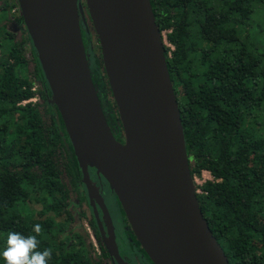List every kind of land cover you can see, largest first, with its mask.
Segmentation results:
<instances>
[{"label": "trees", "instance_id": "obj_1", "mask_svg": "<svg viewBox=\"0 0 264 264\" xmlns=\"http://www.w3.org/2000/svg\"><path fill=\"white\" fill-rule=\"evenodd\" d=\"M150 4L169 45L164 55L191 176H211L194 181L202 215L229 264H264V0ZM93 49V84L110 95L107 103L97 94L101 107L122 131L100 47ZM50 97L16 0H0V251L8 232L34 235L40 224V250L52 249L48 264H105V248L98 252L87 232L100 240Z\"/></svg>", "mask_w": 264, "mask_h": 264}, {"label": "water", "instance_id": "obj_2", "mask_svg": "<svg viewBox=\"0 0 264 264\" xmlns=\"http://www.w3.org/2000/svg\"><path fill=\"white\" fill-rule=\"evenodd\" d=\"M98 40L124 143L110 127L82 40L80 0H16L82 174L108 255L111 218L89 168L108 185L153 264H229L199 208L180 112L150 0H83ZM109 244H108V243Z\"/></svg>", "mask_w": 264, "mask_h": 264}, {"label": "flooded vegetation", "instance_id": "obj_3", "mask_svg": "<svg viewBox=\"0 0 264 264\" xmlns=\"http://www.w3.org/2000/svg\"><path fill=\"white\" fill-rule=\"evenodd\" d=\"M81 5H82V11H83L82 16L80 17L81 34H82V31L84 30L85 37L87 39H88V37L91 36V40H90V45H91L90 46V52H91L93 50V48L95 47L94 46V42H93L94 40H93V37H92V35H93L92 32L94 33V31L91 29L92 26L90 27L91 22H90V19L88 17L87 10H86V7H85V4H84L83 0L81 1ZM90 29L92 31H90ZM82 40H83V44H84V36H83V34H82ZM96 43H97L96 46H99L98 45V40L96 41ZM89 56H90V59H89L88 56H87V59H88L89 65H90V61H91V56L92 55L90 54ZM96 91H97V89H96ZM97 94H98V91H97ZM120 140H121V142L120 141H118V142L123 144L124 143L123 136L120 138ZM91 181L94 184V186L96 187L99 195L101 196L102 201H103V203H104V205H105V207L107 209V212H108V214H109V216L111 218V221H112V224H113V230H114L115 244H116V247H117L118 254H119L120 258L126 264H153L150 261V259L147 257V255L145 254V252L143 251L141 246L139 245V243L136 240L135 236L133 235V233L131 231V228H130V226H129L126 218H125L124 213L122 215L123 221L121 220V213H120V209L118 207L119 203H118L115 195L112 192H110V190H108L109 189L108 185L105 183V181L102 178H99L96 174H93V173H91ZM105 188H106V193L104 192ZM105 194H108V195H105ZM107 197L109 198V200L112 198L113 201H114V204L118 208V210H117L118 213L116 214V212H115V214H116L115 218H114L113 215H111L110 211L108 210V207L105 204V200H106ZM90 210H91V213L93 215V212H92L91 208H90ZM76 211L78 212L79 210L76 208ZM97 212H98L99 220H100V222L102 224L103 231H104V234H105V241H108L109 238H108L107 228H106V225H105L104 220H103V215H102V213H101V211H100V209L98 207H97ZM87 213L89 215L90 211H87ZM93 219L95 221L94 215H93ZM95 224H96V221H95ZM85 226L88 227L86 224H85ZM96 227H97V230H98V233H99V237H100L99 239L100 240H98L95 236H93V233H91L89 228H88L87 232L90 234V238H91L92 242L94 243V246L96 247V250H98V252H99L98 245L99 246L102 245L105 248V250H106V245H105L104 239H102V237L100 235V232H99L97 224H96ZM106 252H107V250H106ZM107 255H108V253H107ZM105 264H118V263L113 258H111L108 255V257L105 260Z\"/></svg>", "mask_w": 264, "mask_h": 264}, {"label": "clouds", "instance_id": "obj_4", "mask_svg": "<svg viewBox=\"0 0 264 264\" xmlns=\"http://www.w3.org/2000/svg\"><path fill=\"white\" fill-rule=\"evenodd\" d=\"M42 231V226L36 224L33 226L34 235L24 236L19 232H8L5 247L0 251V258L4 264H48L52 249L40 250V241L37 237Z\"/></svg>", "mask_w": 264, "mask_h": 264}, {"label": "rangeland", "instance_id": "obj_5", "mask_svg": "<svg viewBox=\"0 0 264 264\" xmlns=\"http://www.w3.org/2000/svg\"><path fill=\"white\" fill-rule=\"evenodd\" d=\"M82 0H80V2H81ZM3 14L5 15V16H7L8 15V12H3ZM90 31H92L91 29H90ZM82 34H83V36H84V46H85V51H86V55L89 57V59H90V54L91 55H93L92 53L93 52H90V40H91V36L90 37H88V39L85 37V33H84V30L82 31ZM92 37H93V42H94V46H96L97 45V43H96V41H97V38H96V36H95V34L92 32ZM163 38H164V35H163ZM164 43L168 46V44L166 43V40H165V38H164ZM93 51H94V49H93ZM97 49H95V51H94V56L96 57L97 56ZM97 91H98V94H99V96H101L102 98L104 97V96H106V98L108 99V102L107 103H110V95H109V92H108V89H107V87H106V85H104L103 86V89H99V88H97ZM102 102H103V100H102ZM103 104V112H104V114H105V117L109 120V124H110V126H111V128H112V130H113V132H114V134H115V137L117 138V139H120L121 137H122V131H121V129H120V127L118 126V124L116 123V121L114 120V119H112L111 117H110V114H109V112L107 111V108H106V106H105V102H103L102 103ZM112 119V120H111ZM211 179V176L209 175V173H207V172H203L202 173V175H201V177L200 178H195L194 179V181H195V183H196V185H201L204 181H206V180H210ZM100 187V186H99ZM101 188V187H100ZM103 189V188H102ZM104 192L106 193V188H105V190H104ZM105 195H108V194H105ZM105 204H106V206L108 207V210L110 211V213H111V215H113L114 216V218H115V215L118 213L117 212V210H118V208L116 207V205L114 204V201H113V199L111 198L110 200H109V198L107 197L106 198V200H105ZM115 212H116V214H115ZM121 220L123 221V217H122V215H121Z\"/></svg>", "mask_w": 264, "mask_h": 264}, {"label": "built area", "instance_id": "obj_6", "mask_svg": "<svg viewBox=\"0 0 264 264\" xmlns=\"http://www.w3.org/2000/svg\"><path fill=\"white\" fill-rule=\"evenodd\" d=\"M169 46V45H168ZM198 192V191H197Z\"/></svg>", "mask_w": 264, "mask_h": 264}]
</instances>
